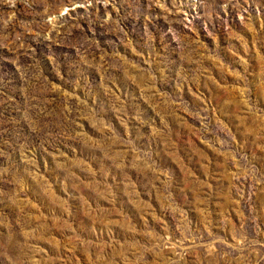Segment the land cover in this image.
<instances>
[{
  "label": "rangeland",
  "instance_id": "rangeland-1",
  "mask_svg": "<svg viewBox=\"0 0 264 264\" xmlns=\"http://www.w3.org/2000/svg\"><path fill=\"white\" fill-rule=\"evenodd\" d=\"M0 264H264V0H0Z\"/></svg>",
  "mask_w": 264,
  "mask_h": 264
}]
</instances>
